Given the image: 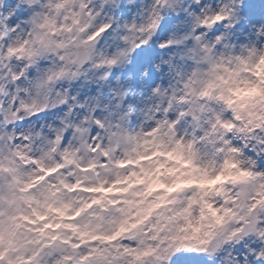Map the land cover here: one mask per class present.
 Instances as JSON below:
<instances>
[{
    "label": "rangeland",
    "instance_id": "rangeland-1",
    "mask_svg": "<svg viewBox=\"0 0 264 264\" xmlns=\"http://www.w3.org/2000/svg\"><path fill=\"white\" fill-rule=\"evenodd\" d=\"M151 4L0 0V264H264V0Z\"/></svg>",
    "mask_w": 264,
    "mask_h": 264
},
{
    "label": "water",
    "instance_id": "water-1",
    "mask_svg": "<svg viewBox=\"0 0 264 264\" xmlns=\"http://www.w3.org/2000/svg\"><path fill=\"white\" fill-rule=\"evenodd\" d=\"M78 56H77V62L78 66L81 67L85 62H86V57H85V46L84 45H79L78 46ZM254 228L252 223L246 224V229L252 230ZM213 243L211 242L210 246L213 247ZM215 248V247H214ZM52 250H57L56 246H51Z\"/></svg>",
    "mask_w": 264,
    "mask_h": 264
},
{
    "label": "bare ground",
    "instance_id": "bare-ground-1",
    "mask_svg": "<svg viewBox=\"0 0 264 264\" xmlns=\"http://www.w3.org/2000/svg\"><path fill=\"white\" fill-rule=\"evenodd\" d=\"M149 2H150V5H151V7H152V9H153V5L151 4V0H149ZM226 20H228V19H224L223 21H226ZM33 169H35V167L33 168ZM28 192H29V190H23V191H20V192H18L17 194L18 195H23V196H25V195H27L28 194Z\"/></svg>",
    "mask_w": 264,
    "mask_h": 264
}]
</instances>
